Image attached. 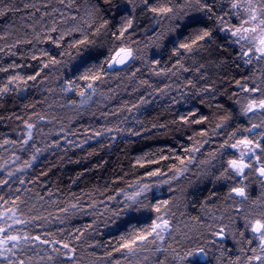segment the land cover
<instances>
[{
    "label": "snow or ice",
    "instance_id": "6c2138e0",
    "mask_svg": "<svg viewBox=\"0 0 264 264\" xmlns=\"http://www.w3.org/2000/svg\"><path fill=\"white\" fill-rule=\"evenodd\" d=\"M59 2L65 4V0H59ZM128 2L133 3V0ZM140 2L144 6V11L151 13L156 24L161 25L160 30L149 38L151 43L144 46L145 48L154 46L158 50L151 62L157 66L153 68L156 75L171 74L178 77L181 72L193 70L186 65L185 61L192 60L196 63L197 56L202 52L209 49L227 51L231 48L233 50L234 66L246 69L249 74L238 79L230 78V82H233L237 89L235 93L230 94V98L232 95L237 97L234 103L238 106L239 115L246 118L247 124L246 126L232 124L229 127L232 113L227 109H224V114L215 120H210L207 115L198 114V110L179 115L172 123H179L188 128L195 125L202 126L187 137L188 144L181 143L178 147H161L156 151L142 153L134 161V167L143 169L139 177L126 181V186L118 187L111 194H107V189L102 191L100 194L105 196V199L100 201L103 204L102 209L92 200L91 193H85L82 196H76V202L60 208L59 212L66 216L83 212L85 215L104 217L105 227L113 231L108 239L110 249L106 250L102 257L97 258L99 264H142V261L147 259L144 254L148 251L168 252L171 245L165 243L166 239L174 240L175 233L179 231L172 223L175 216L173 209L179 205L174 197H166V193L175 191L185 181L190 182L189 173L194 175L198 170L201 175H206L210 167L219 166L221 173L219 178L236 181L230 188L229 199H233L234 204L237 205V212H243L241 218L244 221V228L252 234L250 238L244 240V243L251 246L253 241H258L256 248L252 249L254 255L246 259V264H252L253 260L264 264V201L249 202L246 191L248 185L244 183L251 175L264 178V0H140ZM72 4L73 0H67L66 7L71 8ZM134 8L135 4H133ZM16 10L18 8L10 3L0 7V16ZM58 11L61 17L65 16L63 10ZM67 18L76 20L75 16ZM85 23L88 22L85 21ZM88 26L92 27V24L88 23ZM106 28L107 21H104L95 28L94 34H102L101 29ZM130 29H133V20L125 17L119 30L112 33L120 43L114 44L106 53L95 54L89 52L95 41L78 22L60 31L56 37H53L51 33H57V27L54 25L48 29L45 38L49 43L57 48L63 47V55L69 57H72L69 49H75L76 56L79 57L70 69L72 78L63 81L61 91L75 92L80 96L81 105H83L97 94L99 85L106 81L110 70L141 59L143 49L139 46L133 48V43L139 45V41L131 40ZM75 32L80 33V38L64 44L65 38ZM125 33H129L127 38ZM220 36L223 37V42L217 44ZM3 38L0 36V39ZM36 40L40 43L45 42L40 36H36ZM0 51L3 49L0 48ZM165 53L175 58L174 63L167 67L161 66ZM10 55L15 56L16 53L11 52ZM101 56L104 59H100ZM44 57L46 59H43ZM31 59H39L41 67L39 71L30 75L16 72L15 70L22 65L15 62L8 66H0V72L10 70L13 72L6 81L0 80V98L17 89L26 91L29 81L36 82L38 77L39 82L43 83L47 73L44 76H41V73H44L45 69L59 70L61 65L66 66L68 63L47 50H41L39 56L33 55ZM201 68H204L203 63L197 64L195 71L199 72ZM200 78L204 79L202 73ZM81 81L84 82L83 86L80 84ZM21 85L24 87L21 88ZM185 86L195 88L196 84L188 80ZM159 91L165 95L169 94L167 87ZM205 93L215 94L214 85L199 89V94ZM173 101L175 102V98ZM75 103L72 101V104ZM145 103H147L146 100H141L139 104H133L131 108L127 105L124 107L131 112L133 108L138 109ZM111 114L118 115L116 112ZM16 119L23 120V117L17 116ZM45 119L41 115L38 122L43 123ZM29 120H23V131L18 133V140L5 138L0 141V149L10 144L18 148L19 153L30 152V156L25 159L13 152L9 160L0 164V174H2L0 175V264H42V262L54 264L57 259L60 260V264H78L79 258L76 255L74 243L80 240L85 232L92 235L93 225L83 229L77 228L68 237H63L61 229L59 230L60 238H57L56 231H36L37 228L49 227L53 220L63 224L64 219L51 212L46 216L35 209V205L32 206L35 214L28 215V199L22 198L23 193L20 187L12 186L17 183L24 185L25 181L19 174L26 175L46 148L62 147L59 142L45 145L43 148L37 147L33 133L37 122H29ZM137 123L141 121L137 120ZM156 127L166 128L167 125L153 124L151 128L141 129L131 127L125 129L116 126L103 131L94 130L83 143L75 146L83 148L84 143L94 136H105L115 141L116 136L109 135L113 132L142 137L145 132H150ZM221 130H223L224 138L218 146L214 150L204 151L205 145H208L213 137L221 135ZM39 131L43 132V128ZM87 131L85 130L86 133ZM18 161L19 164H17ZM194 165L196 170L193 169ZM46 174L41 173V175ZM79 178L78 176L77 180ZM122 179L118 177L113 183ZM260 183L264 184V179H261ZM27 191V188L23 189V192ZM85 196L91 201L87 204V208L82 203ZM236 197H239V200H236ZM48 203H55V201ZM246 203L248 206L244 208ZM48 216H52V220H49ZM36 221H43V223L37 224ZM212 235L224 239V227L213 231ZM240 236L244 237L245 233L241 232ZM211 243L215 244L216 241L213 240ZM88 246L99 245L90 243ZM241 251L243 252V248ZM171 252L178 264H210L206 246L195 242L183 251L172 248ZM117 254L118 258H114ZM156 264H164V262L157 261ZM232 264H239V261H234Z\"/></svg>",
    "mask_w": 264,
    "mask_h": 264
},
{
    "label": "trees",
    "instance_id": "16d2710c",
    "mask_svg": "<svg viewBox=\"0 0 264 264\" xmlns=\"http://www.w3.org/2000/svg\"><path fill=\"white\" fill-rule=\"evenodd\" d=\"M10 3L18 10L0 16V36L4 37L0 39V48L3 49L0 51V66H8L15 62L22 65L15 70L16 72L22 75L33 74L39 71L41 63L39 59L33 60L31 57L39 56L41 50H47L68 63L66 66L61 65L59 70L45 69L44 73H41V76L47 73L43 83L39 82L40 78L38 77L36 82L29 81L26 91L17 89L0 98V117H3L0 119V141L5 138L18 140V133L23 131V120H29L31 117L29 122H36L41 115L46 118L45 122L48 119L58 120L65 126L71 127L69 135L80 139L70 145L62 144L61 148H55L52 152L45 154L32 169L28 170L26 175L22 176L25 181L24 185L18 183L12 185L13 188L20 187L23 193L22 198L28 199V215L35 214V209L46 216L51 212L63 218V224L69 225L77 217L66 216L59 212V209L76 202L75 197L85 193H91L92 200L97 203L98 207H101L100 201L105 199V196L100 194L102 191L107 189V194H111L118 187L126 186V181H132L139 177L143 169L134 167V161L142 153L156 151L161 147H178L181 143L188 144L187 137L194 130L202 127L195 125L188 128L179 123H172L179 115L187 114L191 110H198V114L207 115L210 120H215L224 114V109H227L232 113L229 127L232 124H244L234 103L237 97L232 95L230 98V94L237 91L235 84L230 82V78L238 79L249 73L244 68L234 66L235 54L231 48H228L227 51L209 49L197 56L196 63L186 60V65L193 70L181 72L177 77L171 74L168 76L155 74L153 68L157 66L151 62L153 55L158 50L151 47L149 52L126 70H110L106 81L99 85L98 90L104 93V97L111 96L115 92L116 97L112 98V101L84 108L80 106L81 98L78 94L61 91L63 81L72 78L70 71L72 65L79 60L76 50L69 49L72 52V57L63 55V47L57 48L46 40L48 29L55 25L58 32L51 33V35L56 37L60 31H64L78 22L95 41V44L89 49V52L95 54L97 52L106 53L114 44L120 43L112 33L119 30L125 17H130L133 20L134 30L130 29L129 33L131 40L139 41V45L150 42L149 38L160 30L161 25L156 24L151 13L144 11L142 4L128 11V0H108V2L106 0H73L71 8L66 7L67 0H65V4H61L59 0H2L0 7ZM29 4L34 6H26ZM58 10H63L65 16L61 17ZM70 16H75L76 20L67 18ZM85 21L91 23L92 27H89ZM104 21H107V28L101 29L102 34H94L95 28ZM129 33H125V38L129 36ZM36 36H40L45 42L40 43L36 40ZM78 38H80V33L75 32L71 36H67L63 43L67 44ZM27 41H31V43H27ZM222 42L223 37L220 36L217 39V44ZM12 45H16V47H12ZM11 52H15L16 55H10ZM147 56L150 57L151 64L142 62ZM100 59H104V57L101 56ZM174 61V57L165 53L161 60V66L167 67ZM199 63H203L204 68L197 72L195 68ZM148 67L150 68L147 69ZM201 73L204 79L200 78ZM12 74L11 70L0 72V80L6 81V78ZM186 75H188V79H185L183 90L187 92V95H183L182 101L176 98L175 102L169 98L160 100L158 98L160 104L158 101H154L146 108L143 106L138 109L133 108L131 112H127L124 107L127 105L131 108L133 104L147 100L146 97L159 91L160 87L168 88L170 83L180 82L183 79L181 77ZM165 79L169 81L166 82ZM188 80H192L196 87H186ZM83 83V81L80 82L81 86ZM209 85H214L215 94H199L200 88ZM23 87L21 85V88ZM72 101L76 103L72 104ZM112 112H116L118 115H112ZM17 116L23 117V120L16 119ZM106 118L113 120L106 123L104 122ZM137 120L141 123H137ZM153 124L157 126L165 124L167 127L153 128L152 131L145 132L142 137L110 133L109 135L116 136L115 141H111L105 136H94L84 143L83 148L75 146L78 143H83L94 130L103 131L116 126L126 127L125 129L129 127L133 129L151 128ZM85 130H88L87 133ZM223 138L224 133L221 130V135L206 145L205 151L216 148ZM8 146L10 144L6 145L4 149H0V160ZM89 153L92 154L89 155ZM41 173L47 174L41 175ZM209 173L208 179H202V182L196 181L194 188L187 195L189 208L191 207L189 215L192 219H198L204 209L209 210V214L215 215L216 212L221 213L227 207L230 208L229 192L232 182L229 180L231 179L219 178L221 173L218 166L212 168ZM78 176L80 178L77 180ZM118 177L123 179L113 183ZM25 188L28 189L27 192H23ZM42 197L43 199H41ZM49 201H55V203L50 204ZM90 202L87 196L82 201L86 208ZM33 205H35V209L32 208ZM48 219L52 220V216H48ZM36 223H43V221H36ZM63 224H60L59 228L58 225H55L54 230L60 235L59 230L62 229L63 236H66ZM112 231L99 238L101 245L99 252L102 255L110 249L108 239ZM210 264H214V262H210Z\"/></svg>",
    "mask_w": 264,
    "mask_h": 264
},
{
    "label": "rangeland",
    "instance_id": "374dc122",
    "mask_svg": "<svg viewBox=\"0 0 264 264\" xmlns=\"http://www.w3.org/2000/svg\"><path fill=\"white\" fill-rule=\"evenodd\" d=\"M133 4H135V7H136L137 5L141 4V2L140 0H133V3H129L127 6L128 11L133 10ZM150 43L151 41L145 44H150ZM145 44L137 45L133 43L132 45L133 48H136L139 46L140 48L143 49V53L141 57H143V55L149 52L151 49V47L145 48L144 47ZM147 58L145 57L142 60V62L144 64H148V63L151 64L150 57L147 56ZM138 60H136L135 62H130L128 65H125L122 68H115V69L126 70L128 67H131L133 64H135ZM149 68L150 67H148L147 69ZM187 77L188 75L181 77L183 79L180 82L178 81L172 82L174 80H170L172 83L169 82L170 84L168 87V93H169L168 95H165L163 92L156 91L152 93L150 96H147L146 97L147 103L140 105V107L143 106V108L144 107L146 108L150 103L154 101L157 102L158 98L159 100L164 99V98H169V100L176 98V99H179V101H182L183 95H187V92L183 90V86L186 83L185 79H188ZM168 81L169 80L167 79L166 82ZM161 88L162 87H160L159 89ZM151 90L153 89L151 88ZM114 97H116L115 92H113L111 96L104 97V93L98 90L97 94L92 96V98L88 100L87 102H85L83 105H81V102H80V106L84 108H90L92 106H95L96 104L100 105L102 104V102H105V101H112V98ZM158 104H160V101H158ZM236 108H237V112L239 113V109L237 105H236ZM240 118L244 121L243 125L246 126L247 124L246 118L243 116H240ZM112 120L113 119L110 120L106 118L104 122L110 123L112 122ZM38 121H36L37 122L36 129H33V133L36 138L37 147L43 148L45 147V145L52 144L54 142H59L61 143V145L62 144L70 145L71 143L80 141L79 138H74L69 135L70 134L69 132L72 130L70 129L71 127L65 126V124L60 123L58 120L53 121L51 119H48L47 122H43V123H40ZM131 125L134 127L133 124ZM40 128H43V132L39 131ZM101 128H103V126H101ZM57 133H59V135H57ZM65 133H67V136H65ZM113 133L121 135V133H116V132H113ZM213 139H211V141ZM54 149L55 148H52V147L46 148L45 152L43 153V155L39 157L36 163L45 154L52 152ZM214 149L215 148H211L209 149V151L214 150ZM205 150H206V145H205L204 151ZM13 152H15L18 155H21L22 159L28 158L30 156V152L26 154L19 153L18 148H14L12 145H10L6 148L0 160V164H3L5 160H9ZM197 155L199 156V154ZM19 163L20 162L18 161L17 164ZM13 167H15V165ZM193 169L196 170L195 165L193 166ZM211 169L212 168L210 167L208 174L206 175H201L198 170L195 171L194 175L192 173H189L190 182L185 181L183 185L181 187H177L175 191L166 193V197H174L175 202L179 205V207H175L173 209V211L175 212V216L173 217V220H172L173 225L177 227L179 231L175 233L174 240L166 239L165 243L171 245L168 252L156 253L154 252V250L148 251L144 254L147 256V259L143 260L142 264H156L157 261H163L164 264H178V261L173 258L171 249L175 248L178 251H183L185 250L187 246L192 245L193 242L200 244L202 246H206V250L208 251L207 259L210 262H214V264H232V262L237 261V260L239 261V264H246V259L254 255V252L252 251V249L256 248L258 241H253V244L251 246L244 243V240L247 238H250L252 234L245 230L244 221L241 218V216L243 215V212L236 211L237 205L234 204L233 199H230V202H229L230 208L227 207L225 210L223 209L224 211L222 212L220 211L221 213L216 212L215 215H211L209 214V210L204 209L201 216L198 219H192L190 217L189 212H190L191 207L189 208L187 195H189L190 191L194 188L196 181L199 180L200 182H202V179H208L209 174H210L209 172L211 171ZM19 175L23 176L24 174L21 173ZM261 179H264V178H260L257 175H251L244 181V183L248 185V188L246 191L249 195V202L264 201V184L260 183ZM229 181L232 182L231 187L236 182L232 179ZM235 199L239 200V197H236ZM247 206L248 204L246 203L243 207L247 208ZM99 208L102 209L103 204ZM87 210L90 212L92 211V209H87ZM74 216L77 217V219L74 222H72L69 225L68 224L62 225V227L65 226L64 229L66 231V236H63V237H68L70 233L75 231L74 229H77V228L83 229L84 227L88 225H93V228L91 229L93 234L89 235L88 232H85L84 236L81 237L80 240L75 241L74 246L76 247V255L79 258L78 264H99V261L97 260V258L103 256L99 252V249H101L99 238L103 236L104 234H106L107 232L112 231V229L109 227H105L104 217H98L94 215H85L83 212H79ZM93 222H95V224ZM39 224H42V223H39ZM55 225H58V228L60 227V223H58L57 221H54L49 227L37 228L36 231H56L54 230ZM221 227H224V234H225L224 239H220L219 237L212 235L213 231H218L219 228ZM67 232H68V235H67ZM241 232L245 233L244 237L240 236ZM57 238H60V235L57 234ZM213 240L216 241L215 244L211 243V241ZM90 243L96 244L99 246L89 247L88 245ZM241 248H243V252L241 251ZM166 257L167 259H165ZM114 258H118V254ZM54 264H60V260L57 259L54 262ZM252 264H260V262L253 260Z\"/></svg>",
    "mask_w": 264,
    "mask_h": 264
},
{
    "label": "water",
    "instance_id": "95a60500",
    "mask_svg": "<svg viewBox=\"0 0 264 264\" xmlns=\"http://www.w3.org/2000/svg\"><path fill=\"white\" fill-rule=\"evenodd\" d=\"M122 67H124V66H122ZM122 67H121V68H122Z\"/></svg>",
    "mask_w": 264,
    "mask_h": 264
}]
</instances>
